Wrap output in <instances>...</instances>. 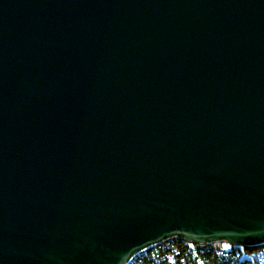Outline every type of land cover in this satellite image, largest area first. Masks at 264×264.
<instances>
[{
    "label": "water",
    "instance_id": "95a60500",
    "mask_svg": "<svg viewBox=\"0 0 264 264\" xmlns=\"http://www.w3.org/2000/svg\"><path fill=\"white\" fill-rule=\"evenodd\" d=\"M264 243V0H0V264Z\"/></svg>",
    "mask_w": 264,
    "mask_h": 264
},
{
    "label": "trees",
    "instance_id": "16d2710c",
    "mask_svg": "<svg viewBox=\"0 0 264 264\" xmlns=\"http://www.w3.org/2000/svg\"><path fill=\"white\" fill-rule=\"evenodd\" d=\"M229 244L227 248L218 244L209 245L206 253L198 244L176 237L140 252L130 264H256L252 263L255 260L252 254L236 255L230 249L234 245Z\"/></svg>",
    "mask_w": 264,
    "mask_h": 264
},
{
    "label": "built area",
    "instance_id": "2783aa9c",
    "mask_svg": "<svg viewBox=\"0 0 264 264\" xmlns=\"http://www.w3.org/2000/svg\"><path fill=\"white\" fill-rule=\"evenodd\" d=\"M173 238H176V237H172V238H170V239H173ZM178 238H180V237H178ZM170 239H167V240H164V241H162V242H160V243H158V244H155V245H157V246H159V245H162L163 243H165L166 241H168V240H170ZM181 239H184V238H181ZM184 240H186V239H184ZM188 241V240H187ZM191 242V241H190ZM193 243H195V242H193ZM229 243V242H228ZM195 244H198L200 247H202V248H204L205 249V252L207 253V251H208V249L206 248L207 246H209V245H212V244H214V242H212V243H206V244H204V243H195ZM233 244V243H232ZM155 245H152V246H155ZM234 245V247H232V248H230L231 250H233L234 251V253L237 255V254H239V253H247V254H252L253 255V257H254V261L252 262V263H256V264H264V243L262 244V245H260V246H258V247H250L251 248V250H249V248L248 247H245V246H242V245H239V244H233ZM152 246H150V247H152ZM150 247H148V248H150ZM148 248H146V249H148ZM146 249H144V250H146ZM204 249H202V251L204 250ZM143 250V251H144ZM142 252V251H141ZM140 253V252H139ZM138 253V254H139ZM230 253V252H229ZM137 254V255H138ZM136 255V256H137ZM133 260V259H132ZM131 260V261H132ZM190 260H192L191 258H190ZM193 261V260H192ZM131 263V262H130ZM129 263V264H130Z\"/></svg>",
    "mask_w": 264,
    "mask_h": 264
},
{
    "label": "rangeland",
    "instance_id": "374dc122",
    "mask_svg": "<svg viewBox=\"0 0 264 264\" xmlns=\"http://www.w3.org/2000/svg\"><path fill=\"white\" fill-rule=\"evenodd\" d=\"M214 244L221 245L222 247H225V248L230 246V244L227 243L226 241H215Z\"/></svg>",
    "mask_w": 264,
    "mask_h": 264
}]
</instances>
